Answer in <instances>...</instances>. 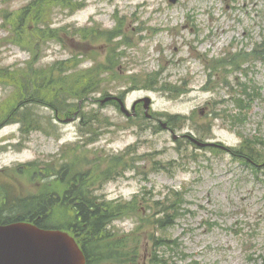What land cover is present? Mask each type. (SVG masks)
<instances>
[{
  "label": "rangeland",
  "instance_id": "1",
  "mask_svg": "<svg viewBox=\"0 0 264 264\" xmlns=\"http://www.w3.org/2000/svg\"><path fill=\"white\" fill-rule=\"evenodd\" d=\"M77 1L66 0L63 8L58 0H42L45 13L33 22L40 10L35 0H0L1 102H16L18 97L12 98V93L18 79L13 75H20L18 71L29 65L25 64L29 54L17 46L31 52L35 70L75 53L89 58L78 69H92L93 60L107 63L110 52L113 61L118 55L119 71L100 86L108 95L122 97L128 111L133 103L149 97L150 113L189 118L181 127L177 123L173 129L176 135L196 136L193 124H208L214 103L225 101L219 106L224 120L213 121L210 141L234 148L242 140L256 139L264 157V64L252 54L247 63L239 62L240 72L227 62L235 53L250 54L264 36V0H177L174 4L170 0ZM5 10L11 11L7 21L2 17L8 13ZM44 23L47 26L38 36L33 25L37 28ZM81 32L86 38L78 35ZM94 32L102 35L96 38ZM206 58H213L210 69L214 71L205 68ZM70 72L72 67L65 66L61 79ZM217 75L215 90L205 91L208 77ZM102 96H93L80 107L83 116L93 120L83 130L101 134L87 146L83 143L91 136L81 139L78 120L63 121L67 117L62 109L56 108L60 119L50 124L37 119L52 117L53 110H30L29 134L20 133V125L8 122L10 118L0 117V197L6 188L26 197L53 182L39 178L38 184L34 177L29 180L16 172L29 163L56 172L69 164L67 172L81 174L98 167V174L106 172L116 158L124 176L107 180L102 188L100 182L96 184L94 195L102 200L124 203L146 189L151 191L146 195L151 207L147 215L151 216L154 201L170 189L186 188L188 211L174 226L156 234L171 241L170 249H159L164 260L171 257L174 264H262L263 169L255 172L225 151L212 154L184 139L173 141L170 133L155 129L157 124L144 119L143 109L139 118L130 121L118 109L94 100L100 101ZM68 99L70 103L78 101ZM235 114L241 122L232 126ZM16 117L18 120L19 115ZM159 118L166 121L165 116ZM125 151L130 154L122 155ZM191 153L196 154L195 159ZM107 157L111 160L105 161ZM172 161L179 167L174 168ZM126 219L115 220L113 226L131 231L133 225ZM151 247L144 245L140 250L141 264H147Z\"/></svg>",
  "mask_w": 264,
  "mask_h": 264
},
{
  "label": "trees",
  "instance_id": "2",
  "mask_svg": "<svg viewBox=\"0 0 264 264\" xmlns=\"http://www.w3.org/2000/svg\"><path fill=\"white\" fill-rule=\"evenodd\" d=\"M43 6L44 3L36 4L40 10L33 17L35 21L43 13ZM20 19L22 21V17ZM41 33L42 31L38 29L37 35L40 36ZM92 34L96 38L102 35L99 32ZM78 35L81 38L87 36L84 32L78 33ZM77 55L69 62L55 63L50 67L37 68V70L33 69L32 64H29L26 67L27 70L23 71L24 69H22L18 72L20 75H13L18 79V83L16 84L17 90L12 93V98L14 96L18 98L12 105H8L9 101L7 100L0 101V117L4 120L10 118L8 122H11V120H17L16 116L19 115L18 120L22 123H30L28 116L30 107L40 104H47L53 109L58 108V111L61 109L67 111L64 115L68 116L71 114V110L78 109V105L70 103L68 97L85 100L93 93L106 92V88H102L100 84L105 83V80L109 81V76L119 71L116 69L115 62L118 55L113 61L109 52L107 63L93 60L92 69L76 71L80 62ZM253 55L261 58L264 56V42L256 46ZM246 57V54H235L232 56L230 64L237 66L239 60L244 62ZM235 61L236 63H234ZM67 65L74 68L75 72L68 74L62 80L61 72ZM56 72L59 73L56 75ZM82 119L91 121V118L83 117ZM233 122L240 123L241 120L236 118ZM95 136L97 135L95 134ZM249 140H244L239 150L231 153L247 160L250 164L258 165L264 160L263 154L258 150L259 142L256 139ZM116 164V161H110L108 170L98 174H96L98 167L91 168L85 174L72 170L70 172L63 171L60 177L57 176V178L59 177L56 178L57 180L39 187L37 193L28 197L17 198L16 196L10 202L6 201L4 195L0 201V225L25 221L43 229L66 230L76 239L86 258V264H139L140 249H142L143 243L142 234L147 236L148 229L153 226H156V230H164L171 225L181 216L184 199L181 193L170 191L164 201L153 203L154 211L148 218L142 216L136 199L130 203L102 200L94 195L93 188L99 182L101 184L116 174L111 173ZM112 171L115 172L116 169ZM40 173L44 174L45 171ZM23 174L29 176L25 171ZM32 174L38 176L37 173ZM47 176L48 174L43 175V177ZM8 206H11L12 209L6 213L4 209ZM6 214L8 215L5 216ZM136 214L139 215L133 218L137 225L133 233L121 234L107 229V225L113 220L130 218ZM140 231L142 232L138 234ZM150 240L154 244L160 242V239L154 238L153 235L150 236ZM152 257L151 264H164V261L160 260L156 253Z\"/></svg>",
  "mask_w": 264,
  "mask_h": 264
},
{
  "label": "water",
  "instance_id": "3",
  "mask_svg": "<svg viewBox=\"0 0 264 264\" xmlns=\"http://www.w3.org/2000/svg\"><path fill=\"white\" fill-rule=\"evenodd\" d=\"M144 102L147 108L149 100ZM0 264H85V259L66 233L17 223L0 226Z\"/></svg>",
  "mask_w": 264,
  "mask_h": 264
},
{
  "label": "flooded vegetation",
  "instance_id": "4",
  "mask_svg": "<svg viewBox=\"0 0 264 264\" xmlns=\"http://www.w3.org/2000/svg\"><path fill=\"white\" fill-rule=\"evenodd\" d=\"M135 107H137V105Z\"/></svg>",
  "mask_w": 264,
  "mask_h": 264
}]
</instances>
